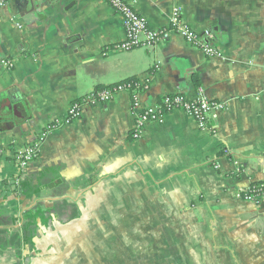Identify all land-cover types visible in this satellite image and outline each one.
Wrapping results in <instances>:
<instances>
[{"label":"crops","instance_id":"0c3cea01","mask_svg":"<svg viewBox=\"0 0 264 264\" xmlns=\"http://www.w3.org/2000/svg\"><path fill=\"white\" fill-rule=\"evenodd\" d=\"M126 1L151 30L178 10L193 31L212 34L222 58L177 34L125 50L123 19L105 0H8L0 8V264H264V213L234 197L264 185V0ZM130 79L143 87L140 107L183 95L226 108L206 129L182 111L166 113L134 140L132 95L120 92L67 122L73 103ZM44 133L21 190L8 191L18 175L12 155ZM100 203L110 215L96 213ZM131 211L153 222L140 243L108 246L96 262L94 245L72 242L77 225L88 234L97 220L115 225ZM84 251L92 255L76 262Z\"/></svg>","mask_w":264,"mask_h":264},{"label":"built area","instance_id":"2783aa9c","mask_svg":"<svg viewBox=\"0 0 264 264\" xmlns=\"http://www.w3.org/2000/svg\"><path fill=\"white\" fill-rule=\"evenodd\" d=\"M111 9L119 14L123 19L126 39L122 45L125 50L150 47L167 40L170 34L179 35L187 44L199 49L203 55L209 59H221L222 54L211 45L213 36L209 32L198 34L187 26L179 17V11L174 9L169 23L161 30H151L142 15L138 14L134 8V1L126 0H105ZM8 0H0V8L5 7ZM4 67L11 68V64L2 61ZM136 81V80H135ZM143 90L138 81L133 84L131 81L118 83L110 88L94 91L83 97L80 101L73 103L68 109L67 122L79 117L83 106H95L108 102L112 97L120 92H128L132 95V112L134 115V128L132 138L141 139L143 127L149 121L161 122L166 113L172 111H182L193 118L199 128L206 129L209 121H214L218 115L225 110L226 104L208 100L204 97L187 99L183 95H173L164 97L158 105L140 107L137 97ZM45 133L24 149L17 151L13 156V163L18 171L16 178L8 182V191L19 189L23 182V176L29 164L35 160ZM226 153V152H225ZM234 197L243 202L260 206L264 213V185L251 184L243 190L234 192Z\"/></svg>","mask_w":264,"mask_h":264},{"label":"rangeland","instance_id":"374dc122","mask_svg":"<svg viewBox=\"0 0 264 264\" xmlns=\"http://www.w3.org/2000/svg\"><path fill=\"white\" fill-rule=\"evenodd\" d=\"M32 143H30V144H32ZM30 144H28L27 146H29ZM27 146H25V147H27ZM4 150L6 151L7 149H4ZM13 156L14 155H12V157ZM26 173H27V171H26ZM26 173H25V176H26ZM25 176H23V179L25 178ZM21 184L19 186H21ZM20 190H21V188L18 189V191H20ZM10 192H12V191L10 190ZM109 192H110V196L118 195V193H114L113 191H109ZM98 194L104 195V191L103 190H101V192L98 191ZM95 208L97 209L96 213L98 215H103V214L107 215V216L110 215V214H107V212H108L107 208L108 207L105 206L104 203H100L98 205L96 204ZM39 210L40 209H37V211H39ZM143 211H145V208H143ZM131 213L132 214H129V215L123 214L122 217H118L119 219L113 221L115 223V225L112 224V222H111L112 220H108L106 222H105L106 219L97 220L95 222L96 226L93 225L92 230H89L88 234L81 233L80 231L82 229H79L80 230L79 231L78 225H77V228L72 232V235H74L72 242L81 243L83 245H85V244L94 245L95 246L94 251H95V256H96L95 257L96 262L98 261V259H100V260L102 259L103 250L105 248L107 249L108 246H111L112 249L118 250L119 245H121V246H123V245L132 246V245L138 244L141 241V237H143L144 235L146 236L147 234H151V230L154 226L152 225V223H153L152 220L147 219V216L142 217L144 220H137L134 213L132 211H131ZM142 215H143V213H142ZM104 222H105V225H104ZM81 227H83V224H81ZM143 238L145 240L146 237H143ZM60 240H62V239H60ZM144 243H145V241H144ZM87 254L91 256L92 252L91 251H86V252L84 251V253H81L79 255L78 254L75 255L74 257L77 260L76 262L79 263L80 261L86 259ZM113 254H115V253H113ZM79 264H81V263H79Z\"/></svg>","mask_w":264,"mask_h":264},{"label":"trees","instance_id":"16d2710c","mask_svg":"<svg viewBox=\"0 0 264 264\" xmlns=\"http://www.w3.org/2000/svg\"><path fill=\"white\" fill-rule=\"evenodd\" d=\"M126 81H131L133 84H136V81H135V80H133V79L126 80ZM126 81H125V82H126ZM100 90H102V89L100 88V89H98L97 91H100Z\"/></svg>","mask_w":264,"mask_h":264},{"label":"water","instance_id":"95a60500","mask_svg":"<svg viewBox=\"0 0 264 264\" xmlns=\"http://www.w3.org/2000/svg\"><path fill=\"white\" fill-rule=\"evenodd\" d=\"M6 103H7V108L10 110L11 108H10V106L8 105V103H9V102H8V101H6ZM0 120H2V121H3L4 119H3V118L0 116Z\"/></svg>","mask_w":264,"mask_h":264},{"label":"flooded vegetation","instance_id":"af4514ba","mask_svg":"<svg viewBox=\"0 0 264 264\" xmlns=\"http://www.w3.org/2000/svg\"><path fill=\"white\" fill-rule=\"evenodd\" d=\"M11 180H12V179H11ZM11 180H10V181H11ZM10 181H8V182H10ZM19 188H20V187H19Z\"/></svg>","mask_w":264,"mask_h":264}]
</instances>
